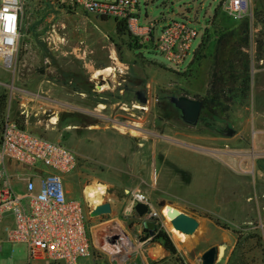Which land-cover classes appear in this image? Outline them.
<instances>
[{
  "label": "rangeland",
  "instance_id": "rangeland-1",
  "mask_svg": "<svg viewBox=\"0 0 264 264\" xmlns=\"http://www.w3.org/2000/svg\"><path fill=\"white\" fill-rule=\"evenodd\" d=\"M139 1V24L153 25L155 39L172 19L184 20L200 31L182 65L167 61L155 40L142 49L137 46L132 35L138 36L129 31L126 22L104 19L81 9H63L56 0H24L26 19L14 65L8 68L0 61V93L8 94L5 117L17 118L26 128L72 147L78 153L77 165H84L86 175L103 173L105 181L113 182L111 186L105 185V193L98 202L114 204L110 213L91 216L96 204L84 194L86 201L82 202L91 229L103 238L98 239L97 247H92V254L80 258L78 264H203V253L220 244L227 247L215 264H230L234 260L264 264V198L261 194L264 158L261 148L254 143L257 130L264 123V45H261L262 59L258 58L260 41L264 42V23L260 22L261 17L264 18V0H252L250 47L243 49L249 53V61H240L242 56L236 58V72L228 84L231 101H226L221 108L203 107L196 125L185 123L181 112L171 106L164 112L159 105L165 106L172 95L202 99L208 94L215 36L206 51L207 57L188 67L192 65L202 33L207 27H213L211 21L216 10L226 11L224 0ZM231 19L223 22L229 21L232 25L239 22V19ZM245 63L249 65L248 81L244 79ZM107 66L114 67V77L94 76ZM39 81L43 83L42 91L32 89ZM55 83L59 89L66 88L61 84H68L83 90L89 97L88 112L73 109L62 112L61 118L76 117L90 129L105 127L104 132L86 127L84 131H89L90 138L84 146L93 157L104 156L107 161L83 157L77 149L82 148L77 134L65 136L61 130L36 128L38 123H46L50 118L51 101L46 90ZM104 84L109 85L100 89ZM139 89H146V103L138 101L135 91ZM98 100L127 101V110H119L118 106L113 112L110 108L95 110ZM34 103L42 104L39 116L33 114L38 108H34ZM144 104L147 109L142 107ZM22 110L30 113L28 122ZM230 128L235 131L233 135H228ZM177 132L204 139L200 148L188 147L194 160L192 156H182L186 145L179 139L181 136L172 135ZM136 153L147 161L135 164ZM146 166L147 169L152 166L153 178L144 175ZM102 182L96 177L88 178V183L94 187ZM135 190L149 196L158 214L155 218H141L131 208ZM167 204L196 214L200 226L193 235L172 226L166 213ZM113 215L117 216L111 221L118 223L114 227L116 231L113 228L110 231L111 227L102 229L99 217ZM148 221L155 222L158 230L170 233L177 255L168 251L165 256H150L149 247L161 242L155 241L157 230L147 232ZM107 231L113 234L112 238L103 235ZM0 264L45 262L29 259L25 243L11 242L4 236Z\"/></svg>",
  "mask_w": 264,
  "mask_h": 264
},
{
  "label": "built area",
  "instance_id": "built-area-1",
  "mask_svg": "<svg viewBox=\"0 0 264 264\" xmlns=\"http://www.w3.org/2000/svg\"><path fill=\"white\" fill-rule=\"evenodd\" d=\"M63 9L84 10L98 17L125 21L130 32L143 38L153 25L139 24V0H56ZM235 19L252 13V0H224ZM12 17L7 21L5 17ZM26 19L24 0H0V61L12 68ZM200 31L184 20H170L155 39L156 47L175 66L182 65ZM143 41V40H142ZM78 163L72 147L20 126L7 115L0 138V248L5 238L27 246L29 259L45 264H78L92 254L91 225L82 200L69 195L65 176ZM264 197V193L262 195ZM148 204L135 190L131 208Z\"/></svg>",
  "mask_w": 264,
  "mask_h": 264
},
{
  "label": "crops",
  "instance_id": "crops-1",
  "mask_svg": "<svg viewBox=\"0 0 264 264\" xmlns=\"http://www.w3.org/2000/svg\"><path fill=\"white\" fill-rule=\"evenodd\" d=\"M154 33H155V31L153 29L151 31V33L149 34L150 39H148V37H147L148 35H143V38H142L143 42L154 41L155 40V34ZM203 34H204V32L202 33V37H203ZM199 35H200V33H199ZM61 85L66 86V88L65 89H59V87H57L58 85L55 83V85H50L49 89L46 90L48 92V98L51 101L50 106L48 107V110H50V118L48 119V121L46 123H40V125L38 123L36 128L39 131H46V130H57L58 131V130H61L62 133L63 132L65 133V136H67V135L73 136L74 134H77L79 136V140L81 142L80 145L82 146V148H79V146H78L77 149H79L78 152L81 153V155L83 157H85L87 159H94V160L100 161V162L101 161L102 162L107 161V159L104 158V156L99 155L98 157H93L90 154V152L85 149V146H84L85 142H86V140L88 141V139L90 138V135L88 134L89 131H87L85 133L84 130L86 129V127L89 128L90 126L84 127L83 123L78 122V119H76V117H69V118H65L63 120L61 118V114L64 111H71V110L75 109V110H79V111H83V112H88L89 106H90L89 97H87V95L84 93L83 90L72 88L68 84H61ZM42 86H43L42 81L41 82L39 81V82H37V85L32 86V89H34V90L38 89V91H42V88H43ZM43 97H46V96L43 95ZM127 103H128L127 101H121V103L117 101V103H116V101L108 102V101H104V100H98L97 104L94 106V108H95V110H98V108H101L100 110H104L105 108L106 109L110 108L111 111L113 112L115 107L117 108V106H118L119 110H123V109L127 110V107H126ZM101 104H103L104 107H100ZM41 106H42V104H35L34 103V108L38 107L37 109H35V111H33L34 116H39V114H40L39 108ZM142 107L144 109H147V104L146 105L144 104V106H142ZM21 112L23 114L26 113V122H28L29 118H27V116H30V113H27L24 110H22ZM36 118L38 119V122H42L40 117H36ZM52 118H57V120L54 122L52 120ZM36 128H34V130ZM101 129H90L89 128V130H97V131L101 130L100 132L105 131V127H102ZM139 129L141 131L144 130L141 127ZM257 131H258V135H257V138L254 139V143H256V145L259 148H261V150H260L261 155L264 158V123L263 122L261 123V126L258 128ZM172 135L173 136H181L179 139L182 140L183 143L186 145L184 147V149L181 151L182 156H185V157L192 156V160H194L193 154L190 155V151H188V149H189L188 147L200 148L201 144L204 142V139H202V137H200V136H197V135H194L191 133H187V132H177V133H173ZM190 142L193 143L192 146H190V144H189ZM230 157L233 158L232 155H230ZM138 161H139V164H141L142 162L147 161V159L146 158L144 159L141 155H138L136 153L135 158H134L135 164H138ZM184 162L186 163V160ZM140 167H141V169H143V165H140ZM229 167L232 168L231 165H229ZM147 168H148V166H146V169L144 171L147 173L144 175L146 177L150 176L153 178L154 175L152 174V166H150V169H147ZM65 177L67 179L66 188H67L69 195L72 197H75L77 199L83 200V201H86L85 200V195H86L85 193H86L87 187L93 186L92 183H88V178L96 177L97 179H101V181H103V182L100 184L103 186H105L106 184L108 186H111L113 184V182L111 180H107V181L104 180V178H103L104 174L103 173H102V175H96V176L86 175V173H84V165L83 164L77 165L70 173L66 174ZM108 179H110V178H108ZM263 193H264V188L261 191L262 195H263ZM77 196L80 198H78ZM111 205H112V208L114 209V204H111ZM192 215L196 216V214H194V213H192ZM113 219H117V216L113 215L111 217H105V218L99 217L98 223H100L102 225V229H104V228L106 229L108 227H111L110 231L112 228H113L112 230H115L114 227H115V225H118V223L117 222H114V223L111 222ZM103 235L104 236L107 235L106 237L109 236L111 238L113 236V234H111L109 231H107L106 233L104 232ZM91 238H92V247L93 246L97 247L98 242H99L98 239L101 240L103 237H98V234H95L94 231L91 230ZM149 248L151 249V253H150L151 257H158V256L161 257V256H165L168 253V251L164 248V246L159 242L158 243L156 242L155 245H151Z\"/></svg>",
  "mask_w": 264,
  "mask_h": 264
},
{
  "label": "trees",
  "instance_id": "trees-1",
  "mask_svg": "<svg viewBox=\"0 0 264 264\" xmlns=\"http://www.w3.org/2000/svg\"><path fill=\"white\" fill-rule=\"evenodd\" d=\"M219 12L221 13L219 14ZM254 16L256 19L257 13ZM231 18L232 16L229 15L227 11H223L222 8L216 10L214 18L211 21L213 27H207L205 29L202 41L194 53V58L191 62L192 65L188 67V69L191 68V66L200 63L202 59L207 57L206 51L213 40V36H215V39L212 43L214 52L211 79L209 82L208 94L204 98H202L203 107L221 108L225 106L224 103L226 101L230 102L232 96L228 94V92L230 91L228 84L230 83V78L234 77V73L236 72V58L237 56H242L241 59H239L240 61H249V53L247 51H244L243 49H248L250 47L252 33L251 19L249 15H246L243 18L239 19V22L235 25H232L229 21L223 22V20L225 21V19L231 21ZM261 18L262 19H260V22L264 23V18ZM119 21H121L120 23L125 22L122 20ZM132 37L137 41V43L135 44L137 46H140L141 49L144 46H147V43H149L140 41L139 37H135L133 35ZM261 45H264L263 41H260V47H258L259 59H262L263 55L261 51L263 47H261ZM244 71L246 72V78L244 79L245 81L246 79L248 81V79L250 78V74L249 65L247 63L244 64ZM7 104L8 94L6 92L0 93V138L3 130ZM168 105L171 106L172 109L180 111L171 101H168V103L163 107L159 105V109L167 112L169 110ZM14 120L18 122L17 118ZM18 124L22 127H25L19 122ZM147 225V232L150 233V229L158 231L155 236V241H160L167 251H169L172 255H177V247L170 233L165 229L158 230V225H156L155 222H147ZM230 264L245 263L239 260H234Z\"/></svg>",
  "mask_w": 264,
  "mask_h": 264
},
{
  "label": "water",
  "instance_id": "water-1",
  "mask_svg": "<svg viewBox=\"0 0 264 264\" xmlns=\"http://www.w3.org/2000/svg\"><path fill=\"white\" fill-rule=\"evenodd\" d=\"M138 101L142 103L147 102L146 89H139L136 91ZM170 101L180 110L183 121L189 125H196L200 119L203 110L202 99L192 98L187 95H172ZM234 129L228 130V135L234 134ZM167 215L171 218L172 226L187 235H193L200 226V220L178 207L167 204ZM135 210L139 217L144 218L148 213L152 211V208L143 202H138L135 205ZM112 211V205L109 201H105L97 204L91 211L92 216H99L102 214L110 213ZM149 222V221H148ZM153 233V230H150ZM225 244L218 246H212L202 255L203 264H215L220 259L226 250Z\"/></svg>",
  "mask_w": 264,
  "mask_h": 264
},
{
  "label": "bare ground",
  "instance_id": "bare-ground-1",
  "mask_svg": "<svg viewBox=\"0 0 264 264\" xmlns=\"http://www.w3.org/2000/svg\"><path fill=\"white\" fill-rule=\"evenodd\" d=\"M115 56H114V58H115ZM114 72L115 71H114V67L113 66H107V67L103 68L102 70H98L94 74V76L97 77L98 75H101V76L104 75L105 78H107L108 76H113L114 77ZM108 85L104 84L103 86H101L99 88L100 89H104ZM52 119H53L54 122L57 120V118H52ZM104 189H105V186H103V185H95V187L94 186H88L87 189H86V193H87L88 198L92 201V203L97 204L98 202L101 201V195L105 193ZM166 213H167V211H166Z\"/></svg>",
  "mask_w": 264,
  "mask_h": 264
},
{
  "label": "snow or ice",
  "instance_id": "snow-or-ice-1",
  "mask_svg": "<svg viewBox=\"0 0 264 264\" xmlns=\"http://www.w3.org/2000/svg\"><path fill=\"white\" fill-rule=\"evenodd\" d=\"M5 19L7 20V21H11L13 18L12 17H5Z\"/></svg>",
  "mask_w": 264,
  "mask_h": 264
},
{
  "label": "flooded vegetation",
  "instance_id": "flooded-vegetation-1",
  "mask_svg": "<svg viewBox=\"0 0 264 264\" xmlns=\"http://www.w3.org/2000/svg\"><path fill=\"white\" fill-rule=\"evenodd\" d=\"M135 93H136V91H135ZM137 96V95H136Z\"/></svg>",
  "mask_w": 264,
  "mask_h": 264
}]
</instances>
